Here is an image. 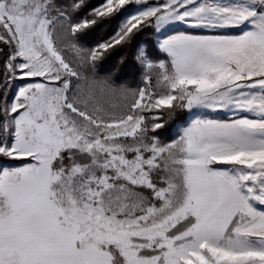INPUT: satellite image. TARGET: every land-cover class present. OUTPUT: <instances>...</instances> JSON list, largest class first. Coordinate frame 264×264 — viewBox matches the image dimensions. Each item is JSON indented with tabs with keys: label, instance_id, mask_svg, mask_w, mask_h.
<instances>
[{
	"label": "snow or ice",
	"instance_id": "obj_1",
	"mask_svg": "<svg viewBox=\"0 0 264 264\" xmlns=\"http://www.w3.org/2000/svg\"><path fill=\"white\" fill-rule=\"evenodd\" d=\"M0 264H264V0H0Z\"/></svg>",
	"mask_w": 264,
	"mask_h": 264
}]
</instances>
